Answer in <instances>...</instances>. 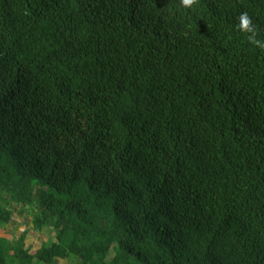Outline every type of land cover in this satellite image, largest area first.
<instances>
[{"label": "trees", "instance_id": "obj_1", "mask_svg": "<svg viewBox=\"0 0 264 264\" xmlns=\"http://www.w3.org/2000/svg\"><path fill=\"white\" fill-rule=\"evenodd\" d=\"M245 11L264 39V0H0V228L55 235L0 264H264Z\"/></svg>", "mask_w": 264, "mask_h": 264}, {"label": "rangeland", "instance_id": "obj_2", "mask_svg": "<svg viewBox=\"0 0 264 264\" xmlns=\"http://www.w3.org/2000/svg\"><path fill=\"white\" fill-rule=\"evenodd\" d=\"M20 212H22V209ZM20 212L15 214V224H12L6 228H0V238L12 240L14 237L18 238L23 232L26 231V247L31 252L38 250L44 244L49 246L55 241V235L49 228H45L41 232L34 231L30 225V219L23 220V218H21L22 214L20 215ZM57 264L70 263L67 261H60Z\"/></svg>", "mask_w": 264, "mask_h": 264}, {"label": "clouds", "instance_id": "obj_3", "mask_svg": "<svg viewBox=\"0 0 264 264\" xmlns=\"http://www.w3.org/2000/svg\"><path fill=\"white\" fill-rule=\"evenodd\" d=\"M199 0H178V4L183 9L195 10ZM164 9L163 11H165ZM238 32L245 35L249 44L254 48L264 51V39L258 38L259 33L256 25L253 23L252 17L245 11L238 17V23L236 24Z\"/></svg>", "mask_w": 264, "mask_h": 264}]
</instances>
